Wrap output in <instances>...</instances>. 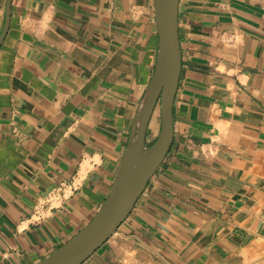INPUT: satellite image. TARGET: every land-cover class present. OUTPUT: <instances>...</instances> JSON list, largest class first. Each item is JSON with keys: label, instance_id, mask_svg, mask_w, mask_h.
Masks as SVG:
<instances>
[{"label": "crops", "instance_id": "1", "mask_svg": "<svg viewBox=\"0 0 264 264\" xmlns=\"http://www.w3.org/2000/svg\"><path fill=\"white\" fill-rule=\"evenodd\" d=\"M177 35L171 147L84 264L264 259V0H179ZM157 52L154 0H0V264H35L93 219ZM159 131L156 108L148 145Z\"/></svg>", "mask_w": 264, "mask_h": 264}, {"label": "water", "instance_id": "2", "mask_svg": "<svg viewBox=\"0 0 264 264\" xmlns=\"http://www.w3.org/2000/svg\"><path fill=\"white\" fill-rule=\"evenodd\" d=\"M178 2L154 0L158 35L155 70L134 117L128 143L108 197L84 229L35 264H84L116 234L163 163L173 140L172 106L180 76ZM7 23L8 18L5 31ZM156 108L160 112V131L155 141L148 145L146 132Z\"/></svg>", "mask_w": 264, "mask_h": 264}, {"label": "rangeland", "instance_id": "3", "mask_svg": "<svg viewBox=\"0 0 264 264\" xmlns=\"http://www.w3.org/2000/svg\"><path fill=\"white\" fill-rule=\"evenodd\" d=\"M158 134L156 135L157 138ZM258 264H264V259H262Z\"/></svg>", "mask_w": 264, "mask_h": 264}, {"label": "trees", "instance_id": "4", "mask_svg": "<svg viewBox=\"0 0 264 264\" xmlns=\"http://www.w3.org/2000/svg\"><path fill=\"white\" fill-rule=\"evenodd\" d=\"M151 145V144H150Z\"/></svg>", "mask_w": 264, "mask_h": 264}]
</instances>
